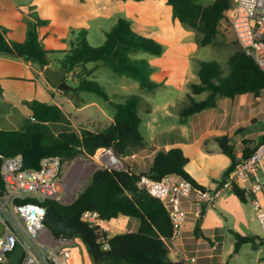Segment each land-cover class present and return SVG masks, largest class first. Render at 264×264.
<instances>
[{
  "label": "trees",
  "instance_id": "trees-1",
  "mask_svg": "<svg viewBox=\"0 0 264 264\" xmlns=\"http://www.w3.org/2000/svg\"><path fill=\"white\" fill-rule=\"evenodd\" d=\"M171 8L173 19L186 29L196 33L195 43L198 47L212 45L219 34V23L226 20V12L231 6V0H213L201 5L197 0H164ZM43 21L36 23L27 21L25 40L21 43L11 41L7 37V30L0 26V56L22 59L35 65L42 72L51 64L49 54L37 37V28ZM237 46V44L234 42ZM139 53L152 57H159L163 47L156 41L136 34L130 22L118 19L116 23L104 33V41L100 47L93 48L86 41V31L80 30L75 41L70 42V48L63 53L58 63L66 68L67 74L80 69L82 74L77 79L71 92L91 93L103 99L113 110L111 124L102 130H69V115L56 105L42 103L36 100L25 105L31 113L27 119H22L18 129H0V165L3 158H11L21 154L31 146V136L37 134L43 146L54 144L68 145L66 149L58 150L49 156H57L61 163L70 162L78 157L94 158L99 149L110 148L122 160L129 152L137 153L146 147L139 130L141 118L139 108L143 106L140 96H126L121 103L110 101L102 88L89 79L90 71L85 69L88 63H98L117 77H126L138 84L147 95H151L160 84L151 79L154 69L146 59H137ZM224 70L216 61H200L197 63V83L188 85L189 93L186 103L177 109L179 125H185L192 115L216 108L221 98L233 99L239 95L251 94L258 98L264 91V70H259L252 59L238 47L227 61ZM69 93V92H65ZM206 94L201 101L194 96ZM56 127H62L56 131ZM246 131L238 128L235 133ZM221 154L229 159V166L223 173V178L229 176L237 163L248 159L264 145V133L259 142L253 145L248 139H242L243 149L237 153L230 144L227 135L213 138ZM252 144V145H251ZM188 158L179 148L155 153L149 170L146 173L134 172L124 161V169L96 170L87 183L78 192L75 201L68 206L56 202H48L60 217L67 219L80 208L90 204L89 211L95 212L103 221H111L124 216L138 220L135 232L115 234L109 236L99 227L91 226V230L99 246L103 242L108 246L102 257L93 264H183L173 262L168 254L171 248L172 225L170 218L157 199L146 191L138 188L137 181L142 175L152 180L161 181L168 176L189 182L194 190H205L186 172ZM2 181L0 179V190ZM232 193L240 202L246 201L243 189L234 186ZM194 235L199 237L198 225ZM234 238L233 254L241 246L249 244L255 250L261 247L264 264V242L258 236L246 237L232 232ZM85 245L87 252L89 250ZM90 254V253H89Z\"/></svg>",
  "mask_w": 264,
  "mask_h": 264
},
{
  "label": "crops",
  "instance_id": "crops-1",
  "mask_svg": "<svg viewBox=\"0 0 264 264\" xmlns=\"http://www.w3.org/2000/svg\"><path fill=\"white\" fill-rule=\"evenodd\" d=\"M162 3L165 4V1L0 0V26L7 30V37L11 41L21 43L26 37L27 21L33 23L43 21V25L37 28L38 40L46 51L55 50L63 54L70 48L71 41H68V35L71 29L85 30L88 21L98 20L100 17L107 19L115 11H126L131 14L129 21L131 29L140 36L153 38L163 47V53L159 57L145 58L154 69L151 79L160 84L156 90L163 89L169 94L168 89H172L175 97H167L168 99L159 105L153 104L150 99H142L143 106L139 108V115L140 127L144 129V135H141L146 147L137 153L129 152L123 157V161L133 170L128 163L129 159L146 160L148 162L146 169L136 172L146 173L156 152L179 148L188 158L186 172L198 185L211 192L219 188L224 180L223 173L230 163L229 159L220 153L213 138L227 135L230 141L236 137L253 141L249 137L248 126L239 121L243 109L242 100L251 94L239 95L233 99H219L216 108L192 115L185 125L178 124L176 112L179 106L185 104L189 93L188 85L190 82L197 83L189 77L190 59L196 45L195 35L185 32L176 20L172 21L171 8L168 5L162 6ZM59 66H61L59 63L56 65L51 63L48 67ZM103 68L98 63L85 65V69L91 72L89 79L96 77L101 79L100 72ZM125 84L127 83H122L119 91H113L108 95L110 101L114 102L115 98L121 97L122 92L126 91ZM155 92L150 97L154 96ZM49 98L56 103H48ZM194 99L196 100V96ZM33 100L56 105L62 110L65 104H69L76 117L82 119V125L88 126L89 130L92 129L90 126H95L93 130H102L112 122V108V112H108L84 99L75 105L70 93L57 90L35 65L22 59L0 56V129L12 130L8 128L9 124L13 119L20 117L19 121H16L19 128L21 120L31 116L25 104ZM238 128H245L248 134L243 137L235 135ZM194 148L196 154L191 152ZM261 151H264V148ZM260 173L264 176V162L261 163ZM262 202L264 205V197ZM184 207L187 212L186 220L179 235L171 240L168 254L173 262L230 264L237 259L244 246H241L236 254L232 253L234 246L232 232L241 236L261 238L260 234L248 235L249 222L256 220L254 215L246 218L245 207H248L249 211L251 209L250 215L254 214L247 195L246 201L242 203L232 193H227L217 200L213 207H204L197 215L189 203H185ZM105 223L106 229L103 231L109 236L135 232L139 225L138 220L124 216ZM196 225L199 237L194 235ZM227 235L231 240L226 244ZM77 242L73 253L79 252ZM250 249L260 254L257 260L259 264L263 259L262 248ZM81 255L83 264H93L92 259L85 254ZM71 263L74 264L73 260Z\"/></svg>",
  "mask_w": 264,
  "mask_h": 264
},
{
  "label": "built area",
  "instance_id": "built-area-1",
  "mask_svg": "<svg viewBox=\"0 0 264 264\" xmlns=\"http://www.w3.org/2000/svg\"><path fill=\"white\" fill-rule=\"evenodd\" d=\"M219 25L228 29L237 46L263 71L264 0H231L226 20H221ZM68 75L72 76V72ZM263 148L264 145L248 159L237 163L219 188L211 192L194 190L189 182L177 176L155 181L142 175L137 181V186L160 201L166 210L172 225L171 240L179 235L186 220L185 203H189L197 215L204 207H213L217 200L230 193L234 186L241 188L250 200L264 242V176L260 173L261 163L264 162V151H261ZM75 162H68L70 168ZM83 163L86 169L93 165L98 166V169H124L123 158L119 159L110 148L99 149L94 158L85 159ZM62 166L61 159L57 156L43 158L39 170L22 169L20 154L2 159L0 264H5L8 254L16 245H20L23 250L19 264H72L77 237L54 233L44 220L49 208L48 202L68 206L78 195L74 198L75 193L71 188L82 182L83 171L75 174V178L68 179V174L62 171ZM80 219L90 227L106 229V221L100 220L95 212L87 210L80 215ZM101 242L102 251L107 250L108 246L103 240Z\"/></svg>",
  "mask_w": 264,
  "mask_h": 264
},
{
  "label": "rangeland",
  "instance_id": "rangeland-1",
  "mask_svg": "<svg viewBox=\"0 0 264 264\" xmlns=\"http://www.w3.org/2000/svg\"><path fill=\"white\" fill-rule=\"evenodd\" d=\"M84 2H90V0H83ZM155 1V0H151ZM213 0H197V2L201 5H206L210 3ZM162 6H167L164 3H162ZM156 13H158V10H156ZM130 15L126 11H115L111 13L110 17L107 19L99 18L98 20H90L88 21L87 25L88 27L85 28L86 31V41L87 43L93 47L97 48L100 47L104 41V33L107 32L111 25L116 23L118 19H125L128 21H131ZM134 15V14H132ZM132 17V16H131ZM170 19L173 21V16L172 13L170 12ZM113 23V24H112ZM185 32H190L191 34H194L196 36V33L190 29L184 28L182 25H180ZM219 34L215 38L214 42L212 45L206 46V47H198L195 45V50L192 52V58L190 59V70H189V77L191 80H194L195 82H198L196 72H197V63L200 61H216L220 64V66L226 70L228 65L227 61L228 58L236 51L238 50V46L234 44V41L228 31V29L224 25H219L218 27ZM80 30H73L71 29L69 32V40L68 41H75L78 33ZM150 38V37H148ZM102 39V41H101ZM153 39V38H151ZM154 40V39H153ZM51 53L49 54V58L51 60V63L54 65L58 64V60L62 58L63 54L56 52L55 50L50 51ZM147 54L139 53L136 56H134L137 59L140 58H147ZM82 72L81 70L77 69L74 71V75L70 76L67 74L66 78V83L70 87H74L76 85L77 79L81 76ZM102 75L101 79L99 77H96V79H91L99 86L102 88V90L109 95L113 91H119V88H121L122 83L126 82L125 84V89L126 91H123L121 97L115 98L114 102L115 103H121L123 99L126 96L129 95H136L140 96L142 99H150L153 104H161L164 101H166L168 98L167 97H175L174 93L171 92L172 89H168L170 92L169 94L166 93V91L162 90H156L154 96L147 95L145 94L139 87L138 84L126 77H117L115 76L111 71H109L106 68H103L100 72ZM191 83V82H190ZM70 93V96L72 97V102L75 105L79 104V101L84 99L87 102H93L100 106L101 108H104L108 112H112L111 107L106 104V102L98 97L97 95L91 94V93H86V92H80L77 94H73L71 91H68ZM171 95V96H170ZM249 95V94H247ZM205 98V94L196 96V100L200 101ZM55 99V98H54ZM223 100V98H221ZM48 103H56L54 100H51L49 98ZM56 101V99H55ZM185 99V103H186ZM243 101V109H242V114L239 117V121L241 124H246L248 126L249 130V137L253 139V145L257 144L259 142V137L264 133V91L258 98H254L253 96L249 95L247 99L242 100ZM251 103V104H250ZM63 110L65 113L69 115V120H70V127L69 130H79L80 128H87L88 126H83V121L81 118L76 117V114L73 112V110L70 108L69 104H65L63 106ZM15 111H13L14 113ZM177 117V115H176ZM20 119V117H19ZM18 118L9 124V129H17L18 124L16 121H19ZM93 130L95 129V126H90ZM99 127V126H98ZM62 127H56L55 130H61ZM140 132L142 135H144V129L141 126L140 127ZM248 134V131L240 132L238 134L235 133V135H239L243 137L244 135ZM230 144L234 146V149L236 152H240L243 148L242 140L241 138L236 137L232 141H230ZM252 145V144H251ZM239 150V151H238ZM196 149H192L191 152L196 154ZM77 159V160H76ZM74 159L75 165L70 168V164H63L62 166V171L64 173L67 172V178L73 179L75 178V174H79L80 171H83L84 177L82 182L77 185L74 188H71V191L74 194V198L78 194V192L81 190V188L87 183L89 180L90 176L98 170V166L93 165L90 167H87V169L84 166V160L87 158L85 157H78ZM95 163V162H94ZM131 167L133 168L134 172L140 171V170H145L147 167V161L146 160H135V159H129L128 162ZM138 164V165H136ZM76 172V173H75ZM249 206V205H248ZM247 216L246 218L248 219L249 217L253 216L254 214L251 213V209L249 211L248 207H245ZM254 234H260L261 231L259 229V226L256 221L249 222V230H248V235L252 236ZM228 240H231V237L227 235V241L226 244L228 243ZM77 247L79 249V252L75 251L72 254V260L74 264H83L82 262V255L85 254L88 258L91 260L90 254L87 252L85 245L82 243L81 239L77 237ZM260 254H257L255 251H251L249 245H244L240 254L238 255L237 259L234 261L230 262V264H257V260L259 259Z\"/></svg>",
  "mask_w": 264,
  "mask_h": 264
},
{
  "label": "water",
  "instance_id": "water-1",
  "mask_svg": "<svg viewBox=\"0 0 264 264\" xmlns=\"http://www.w3.org/2000/svg\"><path fill=\"white\" fill-rule=\"evenodd\" d=\"M42 74L52 86L61 92H68L73 89L66 83L67 71L63 66L55 68L47 67L43 69ZM68 147V145L61 144L43 146L40 141V136L34 134L31 136L30 148L20 154L22 169L39 170L40 161L43 158ZM90 207V204L83 206L73 216L67 219H63L54 208L49 207L46 210L44 220L47 226L56 234L80 236L89 250L92 261L97 262L102 257L103 251L95 239L91 227L80 219V215ZM22 254V247L16 245L13 251L8 254L5 264H19Z\"/></svg>",
  "mask_w": 264,
  "mask_h": 264
}]
</instances>
